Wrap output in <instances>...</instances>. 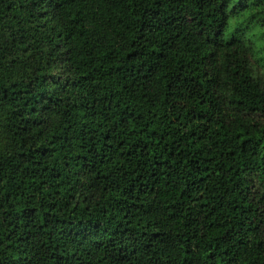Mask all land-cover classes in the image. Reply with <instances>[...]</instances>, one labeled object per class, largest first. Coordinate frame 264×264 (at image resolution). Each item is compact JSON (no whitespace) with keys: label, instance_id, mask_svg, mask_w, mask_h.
I'll return each instance as SVG.
<instances>
[{"label":"trees","instance_id":"trees-1","mask_svg":"<svg viewBox=\"0 0 264 264\" xmlns=\"http://www.w3.org/2000/svg\"><path fill=\"white\" fill-rule=\"evenodd\" d=\"M0 264H264V0H0Z\"/></svg>","mask_w":264,"mask_h":264}]
</instances>
